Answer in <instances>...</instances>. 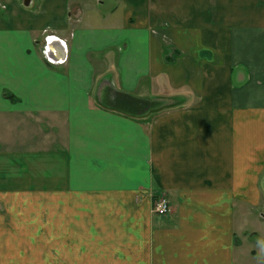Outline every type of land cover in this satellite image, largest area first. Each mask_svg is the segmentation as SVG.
<instances>
[{"label": "crops", "instance_id": "0c3cea01", "mask_svg": "<svg viewBox=\"0 0 264 264\" xmlns=\"http://www.w3.org/2000/svg\"><path fill=\"white\" fill-rule=\"evenodd\" d=\"M0 264H264V0H0Z\"/></svg>", "mask_w": 264, "mask_h": 264}, {"label": "water", "instance_id": "95a60500", "mask_svg": "<svg viewBox=\"0 0 264 264\" xmlns=\"http://www.w3.org/2000/svg\"><path fill=\"white\" fill-rule=\"evenodd\" d=\"M65 50V49H64ZM49 51V55L52 59H57V60H61L63 59L64 55H65V52L62 53V54H57V56H54V53H51L50 50ZM132 100H136L137 103H139V106L141 109L138 108V104L136 105ZM131 101H128V100H120L119 99V102L117 103V106L121 109H123L124 111L126 112H129V113H132V114H136V115H148L150 110H151V107H153V105H155V103L153 102H150L149 100H137V99H134L132 98Z\"/></svg>", "mask_w": 264, "mask_h": 264}, {"label": "built area", "instance_id": "2783aa9c", "mask_svg": "<svg viewBox=\"0 0 264 264\" xmlns=\"http://www.w3.org/2000/svg\"><path fill=\"white\" fill-rule=\"evenodd\" d=\"M49 58L51 59L50 55ZM66 58V55H64L63 59L58 60L62 61ZM54 60V59H51ZM54 61H57L55 59ZM171 211V203L169 198L165 195V193H160L154 197L153 200V206H152V212L156 215H166Z\"/></svg>", "mask_w": 264, "mask_h": 264}, {"label": "trees", "instance_id": "16d2710c", "mask_svg": "<svg viewBox=\"0 0 264 264\" xmlns=\"http://www.w3.org/2000/svg\"><path fill=\"white\" fill-rule=\"evenodd\" d=\"M148 117V116H147Z\"/></svg>", "mask_w": 264, "mask_h": 264}]
</instances>
